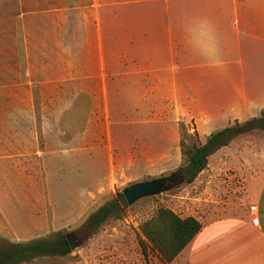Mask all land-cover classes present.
Instances as JSON below:
<instances>
[{"label":"rangeland","instance_id":"1","mask_svg":"<svg viewBox=\"0 0 264 264\" xmlns=\"http://www.w3.org/2000/svg\"><path fill=\"white\" fill-rule=\"evenodd\" d=\"M50 17L60 21L64 29L57 32L63 34L49 28L44 45L36 42L39 37L27 36L25 42L15 4L0 2V137L3 127L10 129V139L11 130L15 135L10 184L0 176V246L61 232L70 243L68 254L26 264H186L183 256L163 261L150 245L144 256L138 235L159 207L182 218L219 216L186 211L189 198L199 199L198 182L121 207L97 229H88L86 221L123 188L168 180L183 164L181 144L202 143L204 136L192 121L174 114L165 92L137 83L135 73L127 76L114 53L88 36L86 20L79 22L71 11ZM230 143L214 152L205 168L212 192L217 175L230 194H238L249 174H264V131ZM233 155L237 163L219 159Z\"/></svg>","mask_w":264,"mask_h":264},{"label":"crops","instance_id":"2","mask_svg":"<svg viewBox=\"0 0 264 264\" xmlns=\"http://www.w3.org/2000/svg\"><path fill=\"white\" fill-rule=\"evenodd\" d=\"M3 1L15 4L25 42L27 36L39 37L41 46L49 28L63 34L57 30L64 27L51 15L71 11L79 22L86 20L97 46L114 53L137 83L165 92L174 114L192 121L204 139L264 113V0ZM1 131L0 176L10 184L15 135L11 130L10 139L9 128ZM219 159L239 160L234 155ZM209 181L204 169L192 182L201 187L199 199L189 198L185 209L219 216L202 221L189 214L201 229L178 256L186 264H264V174H249L238 194H230L218 175L214 192Z\"/></svg>","mask_w":264,"mask_h":264},{"label":"trees","instance_id":"3","mask_svg":"<svg viewBox=\"0 0 264 264\" xmlns=\"http://www.w3.org/2000/svg\"><path fill=\"white\" fill-rule=\"evenodd\" d=\"M254 130L264 131V113L243 123L235 122L212 132L202 143L194 142L188 146L182 143L184 161L177 170L170 173L168 179L171 180V186L168 189L191 184L207 167L208 159L214 152L229 145L237 136ZM196 135L194 132V136ZM126 205L122 193H118L115 199L105 203L88 217L86 227L97 229L109 217L117 215L121 207ZM200 229L201 224L196 218L192 216L182 218L168 208L159 207L155 217L140 225L138 242L144 256L147 254V245H150L163 261L171 262ZM69 252V241L63 233L58 232L52 239H36L26 243L0 246V264H26L43 257L65 256Z\"/></svg>","mask_w":264,"mask_h":264},{"label":"water","instance_id":"4","mask_svg":"<svg viewBox=\"0 0 264 264\" xmlns=\"http://www.w3.org/2000/svg\"><path fill=\"white\" fill-rule=\"evenodd\" d=\"M171 186V180L153 179L131 184L122 189L121 193L128 206L136 201L159 194Z\"/></svg>","mask_w":264,"mask_h":264},{"label":"built area","instance_id":"5","mask_svg":"<svg viewBox=\"0 0 264 264\" xmlns=\"http://www.w3.org/2000/svg\"><path fill=\"white\" fill-rule=\"evenodd\" d=\"M249 211H250V212H254V211H255V207H254V206H250V207H249ZM252 221H253V222H256L257 220L254 218V219H252Z\"/></svg>","mask_w":264,"mask_h":264}]
</instances>
